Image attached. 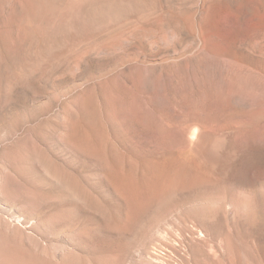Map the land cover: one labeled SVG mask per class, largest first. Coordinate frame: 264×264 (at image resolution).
<instances>
[{
	"label": "rangeland",
	"instance_id": "1",
	"mask_svg": "<svg viewBox=\"0 0 264 264\" xmlns=\"http://www.w3.org/2000/svg\"><path fill=\"white\" fill-rule=\"evenodd\" d=\"M0 264H264V0H0Z\"/></svg>",
	"mask_w": 264,
	"mask_h": 264
},
{
	"label": "bare ground",
	"instance_id": "2",
	"mask_svg": "<svg viewBox=\"0 0 264 264\" xmlns=\"http://www.w3.org/2000/svg\"><path fill=\"white\" fill-rule=\"evenodd\" d=\"M222 54V53H221ZM223 56V55H222Z\"/></svg>",
	"mask_w": 264,
	"mask_h": 264
}]
</instances>
